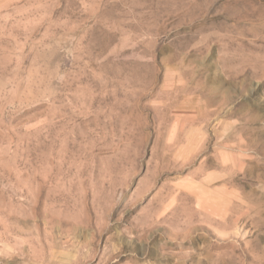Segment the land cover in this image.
<instances>
[{
  "label": "rangeland",
  "instance_id": "obj_1",
  "mask_svg": "<svg viewBox=\"0 0 264 264\" xmlns=\"http://www.w3.org/2000/svg\"><path fill=\"white\" fill-rule=\"evenodd\" d=\"M0 264H264V0H0Z\"/></svg>",
  "mask_w": 264,
  "mask_h": 264
}]
</instances>
